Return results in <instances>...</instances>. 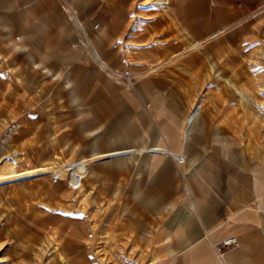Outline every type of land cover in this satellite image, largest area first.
Instances as JSON below:
<instances>
[{
	"label": "rangeland",
	"instance_id": "obj_1",
	"mask_svg": "<svg viewBox=\"0 0 264 264\" xmlns=\"http://www.w3.org/2000/svg\"><path fill=\"white\" fill-rule=\"evenodd\" d=\"M56 1L52 11L45 0H0V177L35 172L0 184V264H190L186 256L203 245L205 256L191 264H225V247L219 252L207 241L184 248L169 225L183 207L193 208L195 195L202 201L224 195V189L195 195L188 189L191 182L226 183L227 146L244 147L255 164L263 160L264 0ZM4 26L22 51L8 43ZM91 36L122 76L90 60L84 39ZM41 52L48 64L56 59L59 91H74L67 83L73 70L87 95L62 97L45 87L49 79L32 82L27 53ZM162 56L181 60L161 65ZM116 84L134 91L136 106L117 110L113 104L109 124L105 87L112 92ZM175 119L179 150L197 133L220 139L193 142L202 153L196 182L186 174L188 156L196 153L186 152L185 160L178 151L173 158L181 164L170 162L171 171L156 184L163 176L157 155L165 154L152 151L167 148L150 147L152 135H163V125ZM133 128L148 147H110L118 145L108 142V131L128 136ZM94 150L116 156L95 162ZM112 162L117 167L98 171ZM176 175L179 192L169 196L165 185ZM170 200L176 205L160 214Z\"/></svg>",
	"mask_w": 264,
	"mask_h": 264
},
{
	"label": "crops",
	"instance_id": "obj_2",
	"mask_svg": "<svg viewBox=\"0 0 264 264\" xmlns=\"http://www.w3.org/2000/svg\"><path fill=\"white\" fill-rule=\"evenodd\" d=\"M37 1V0H34ZM44 1V0H43ZM45 2L48 4L50 9L52 11L57 10L58 5L56 0H45ZM68 12L71 13V15H75L72 13L71 8H68ZM163 12H168V8H163ZM72 19H74V16H72ZM5 27V26H4ZM7 29V27H5ZM216 35V34H215ZM213 36V35H210ZM95 41V37H88L84 39V45L85 49L88 52V56L90 60L96 64L99 65V69L102 71L107 72L111 76H116L115 74L118 73L120 76H122L121 73L116 71L115 69L111 68V66L108 64V57L104 55L102 52V49L100 47H97L93 41ZM7 40L8 43L11 45L13 49L16 51H22L23 48H21L19 45H17V38L10 32L9 29H7ZM202 40L191 43L190 49H193V46H195L197 43H200ZM209 43L204 44L207 45ZM99 45V44H98ZM203 46V47H204ZM202 47V48H203ZM206 50L203 52L205 55L208 53V48H205ZM188 50V49H185ZM196 50V49H194ZM90 51V53H89ZM165 53V52H164ZM169 52H166L165 54H162L163 56L168 55ZM91 54V56H90ZM180 54V53H178ZM40 57L36 55L33 56L31 53H27V56L29 58V71L30 74L33 76L30 77L31 81L38 84H43V79H49L50 88H57L56 94L64 96H71L73 93L75 94L76 98H81L84 95H87V92H85V87L81 83V80L76 76H74V71H70L68 73V82L70 84H73L74 91L71 90H63L59 91V86H55L57 84L56 82L58 79H54L56 77V74L58 70L56 69V62H54L56 59L50 60V64H48L47 60L49 59V56L45 55L43 56L41 52ZM160 57V60L162 61L161 65L165 64H173L175 60H181V57H172L171 59H165ZM174 56H176L174 54ZM56 57V56H55ZM171 57V56H170ZM97 61V62H96ZM39 65V67H37ZM26 66V65H24ZM35 68L37 70H34L36 73H31L30 68ZM22 69H25L23 67ZM46 69V70H45ZM39 72V74H38ZM72 73V78L70 77ZM53 75V79H52ZM106 79V78H105ZM41 80V81H40ZM55 81V82H54ZM42 82V83H41ZM122 83V82H121ZM105 85V84H104ZM67 87V86H66ZM82 90V91H81ZM46 92V91H45ZM44 92V94H45ZM106 92V98H107V121L106 123L111 124L112 118L114 117V112L110 109L113 104L114 106H117V110L121 109H132L136 105L132 100H135V96L133 95L134 91L128 92L124 91L123 85H117L115 87L114 91L108 92L105 87ZM43 94H41L42 96ZM175 103V100H174ZM185 124V123H184ZM179 122L177 119L172 121V123H169L167 126L163 125V135H152L154 136V143L150 146H162L166 147L167 151L161 150L159 148L152 151L153 153H163L165 155H157L161 158L160 161H162V171L161 175L156 179V184L161 183L162 178H166L167 172L169 173L171 171V163L172 165L181 164L178 163L175 158H173L174 154H176L178 151L184 153L183 157L185 160H187V154L190 155V153H196L192 154L196 156L195 158L188 156V162L192 164L189 171L186 172V174L189 177V180H193V182H196L197 176L199 173H197L194 170L195 163L199 160L202 156V153L197 152L198 149L193 145V142H196L199 144L203 143V141H210L214 140V138L220 139L218 136L215 135H209L206 140L200 139V136L197 137L198 133L196 134L195 138L192 140H188L183 145V150H179L177 148H180L182 145H180L182 142H180V136L177 134V129L179 127ZM102 129V127H100ZM108 142L113 143L116 141L118 146H110L114 148H125V147H132V148H140L141 146H146V136H142L136 131L135 128L130 130V134L126 137L124 132L122 131L119 135L116 136V134H112L108 131ZM115 140V141H114ZM148 147V146H146ZM222 147H224L222 145ZM229 149L226 150V153L223 155V159L225 158L227 160V164H224L222 166V169L225 170V173L227 175L226 183H212L208 184L204 182V186L199 187V183L193 184L192 182L189 183V190L191 194H200L201 193H208L213 191H218V193H221V190L225 191L224 195L220 194L215 197L211 198H205L204 201H202L197 195H195V200L192 204L193 208H185L183 207L182 210H180L176 214V218L173 219V222L169 225V228L174 227V230H176V235L179 237V241L183 242L184 248L189 246H197L203 243H209L211 244V247L217 248V251L220 249H224L223 243L230 238L234 237L237 239V248H225L224 252L222 253V260L225 264H264V156L260 154V151L258 154L260 155L261 160L258 163H254L251 158V154H247L245 152L244 147L235 149L234 151L230 148H236L235 146H227ZM113 149V148H112ZM195 149V150H194ZM125 151V150H123ZM142 151H145V153H149L150 151L147 149H144ZM138 153V152H137ZM140 153V151H139ZM94 154L95 162H106L111 159L112 156H116L115 154H108V153H99V151L94 150L90 156ZM110 155L111 157H108L105 160L102 159H96V156H104V155ZM199 154V155H198ZM150 156H154L149 154L147 158H143L141 161L142 164H145L148 162ZM263 157V158H262ZM146 159V160H145ZM212 159V158H211ZM138 158L136 159V163L140 164L138 162ZM128 159H126V163H128ZM124 161L121 160L120 164H122ZM116 166L114 162L102 165L99 167L98 171L104 170L107 166ZM117 167V166H116ZM195 169H198L195 167ZM161 171V172H162ZM178 173L177 171H175ZM181 172V171H180ZM223 174V173H222ZM177 176L173 178L174 181H170L169 183H166V194L169 196H172V193L179 192V186L177 181ZM171 179V178H170ZM179 180V179H178ZM208 184V185H207ZM201 190V191H200ZM139 191V187H136L134 189V193ZM148 203L150 201V197H148ZM153 198V197H152ZM157 199V198H156ZM155 199V200H156ZM172 200V199H171ZM170 202L165 206L162 205L161 209L159 210L160 214L171 210L175 205H171ZM152 201V200H151ZM164 201V200H162ZM155 202V201H153ZM157 203V202H155ZM205 206L204 210L205 213L200 212L201 206ZM214 205L217 206V208L212 210L214 208ZM154 206V203H153ZM158 205L156 204V207ZM251 206V208H250ZM160 207H157V209ZM203 210V209H202ZM203 210V211H204ZM212 210V211H211ZM172 226V227H171ZM173 230V228H172ZM172 232L167 230V234L165 236L166 239L170 238V234ZM180 233H182V237H180ZM175 235V236H176ZM236 244V245H237ZM235 246V245H234ZM203 246H200L196 248L195 250H192L189 252L186 256V262L191 264V262L199 258L201 259L202 256H205L203 252ZM216 251V249H215ZM218 256V255H217ZM197 260V259H196ZM211 264H214V262H210Z\"/></svg>",
	"mask_w": 264,
	"mask_h": 264
},
{
	"label": "bare ground",
	"instance_id": "obj_3",
	"mask_svg": "<svg viewBox=\"0 0 264 264\" xmlns=\"http://www.w3.org/2000/svg\"><path fill=\"white\" fill-rule=\"evenodd\" d=\"M162 4H164V3H162ZM108 157H111V156L106 154L104 156H96V159H105V158H108ZM71 167L73 169V166H71ZM33 173H35V172L25 173V174H17L15 172H10V173L4 174V175H2L0 177V184L7 183V181L9 182V181H13V180H21V179H23V178H25V177L33 174ZM78 178H81V175L76 173L75 179L73 181L75 184H77Z\"/></svg>",
	"mask_w": 264,
	"mask_h": 264
},
{
	"label": "built area",
	"instance_id": "obj_4",
	"mask_svg": "<svg viewBox=\"0 0 264 264\" xmlns=\"http://www.w3.org/2000/svg\"><path fill=\"white\" fill-rule=\"evenodd\" d=\"M76 187L78 188V187H80V183H78V185H76ZM237 244V239L236 238H234V237H232V238H230L229 240H227V241H225L224 243H223V246L222 247H230V246H234V245H236ZM219 252H221V250L219 249L218 250Z\"/></svg>",
	"mask_w": 264,
	"mask_h": 264
},
{
	"label": "snow or ice",
	"instance_id": "obj_5",
	"mask_svg": "<svg viewBox=\"0 0 264 264\" xmlns=\"http://www.w3.org/2000/svg\"><path fill=\"white\" fill-rule=\"evenodd\" d=\"M37 67H39V65H37Z\"/></svg>",
	"mask_w": 264,
	"mask_h": 264
}]
</instances>
